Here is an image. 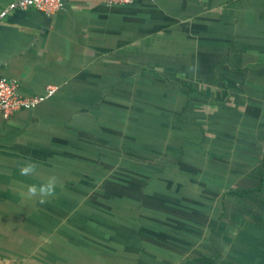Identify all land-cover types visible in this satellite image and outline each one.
Masks as SVG:
<instances>
[{"label":"crops","instance_id":"1","mask_svg":"<svg viewBox=\"0 0 264 264\" xmlns=\"http://www.w3.org/2000/svg\"><path fill=\"white\" fill-rule=\"evenodd\" d=\"M12 1L0 0V9ZM50 17L42 31L20 28L31 42L0 59V76L15 80L21 96L56 89L33 110L7 119L0 114V264H153L154 237L139 233L142 221L129 226L134 236L123 247L124 260L96 244L111 237L96 222L91 232L102 236L83 252L84 236L81 263L57 248L62 238L74 241L68 225L80 203L87 218L93 206L105 213L99 220L110 219L103 198L94 196L106 174L93 183L94 174L76 164L89 167L90 153L103 156V169L95 172L132 171V192L159 207L176 202L185 209L178 219L183 231L167 226L173 238L160 237L161 249L173 239L180 264H232L237 257L264 264V230L250 231L254 217L246 212L258 207L264 218V0H68ZM6 19L9 24L12 16ZM147 103L145 125L135 127L132 114ZM29 159L40 167L33 177L21 176ZM131 160L135 171L124 164ZM53 175L55 198L44 204L22 198L26 185ZM211 239L225 247L239 241L242 253L216 251ZM246 241L255 249L244 248Z\"/></svg>","mask_w":264,"mask_h":264},{"label":"rangeland","instance_id":"2","mask_svg":"<svg viewBox=\"0 0 264 264\" xmlns=\"http://www.w3.org/2000/svg\"><path fill=\"white\" fill-rule=\"evenodd\" d=\"M154 82L153 85L151 86V88H153L154 86ZM182 86V84H181ZM149 93V91H148ZM159 100H162V97L159 98ZM104 109V107H103ZM149 104L147 103L146 105H142L140 104V110L135 113L132 114V117H134L137 121H134L135 127L140 126V125H145L144 120L142 119L143 114L142 112L146 110L145 116L147 117V111H149ZM110 111H112L111 109H109ZM113 112V116L112 118L117 120V114L118 112V107H115V109L112 111ZM126 115H121L119 114L118 117H120L121 119H124ZM100 118V117H99ZM141 118V119H140ZM95 121V120H94ZM101 127V126H100ZM144 128V127H143ZM142 128V129H143ZM99 132L101 133H105L104 130L99 129ZM146 133V132H145ZM163 138L164 136H158L157 140L155 143L161 145L163 147ZM174 138V141H176L177 137H171ZM169 138V139H171ZM142 140V130H141V135L139 137L138 140V144L139 141ZM150 145V141L147 142H143L142 143V147H140L139 149H144L146 146ZM155 146V145H154ZM117 146H112L110 147V154H114L115 159L112 155L107 156V159H111L112 162L109 160L110 163V167H113V159L115 161L116 164H118L117 162H119V155L115 154L116 148ZM173 149H176V147L173 146ZM106 150V149H105ZM89 160H91V162L89 163V167H87V165H83L81 163H76L80 169L79 171H86L90 173V176L92 178L93 174H94V179H93V183L96 182V180L98 179L100 181V179H104V176L106 174L105 177V181L101 182L103 189L100 192H96L94 193V196L97 197L98 195H100V198H103V202H104V206L105 208H103L105 210V212H108L110 219H108V217L106 216L103 217V219H98V217L101 218V216H105L104 211L100 210L97 207H93L92 206V210L90 212V214L92 216H88V218H86L88 221H91V224L89 222V224H86V219H84V216L86 215L87 212H89V210L85 209V207L83 208V204L80 203V207L77 210V213L75 216H71L73 218V220L75 219V221H72L69 225H68V229L73 231V242H69L66 238H62L61 241L58 242V246L57 248L59 250H65L67 249L69 251V259L70 260H74L76 262L81 263V251L83 249V238L85 236V239H87L86 242V246H85V250L83 252L87 251V244H89V241L91 244L95 243V240L97 238H100L102 236V234H99L98 232H91V227H95V225L93 224V222H96L97 224H101V231L103 233V236L105 232H107L106 234L111 236V237H106V239L103 241V247L101 246V242L97 241L96 244H100V247L103 249V251L105 252V254L107 255V252L109 254H113L115 256V258L118 260H124V257L126 255H128V253H126L123 249L126 248L125 246L128 245V241L127 240L129 238V236H134V234H130L132 232V230L129 228V226L131 225H136L138 223H140L141 221V229L139 231V233L141 234H145V233H149V235H153L154 239H153V243H152V248L153 253L155 255H153L151 257L153 264H163L164 261H169L170 263L171 261H175V264H180V253L176 252L177 250H173L172 247L174 244L173 242V230L177 229L180 225V229L181 231V222L178 219H182L184 214V208H180L177 207L176 202H173V204L176 205H162V206H158L157 204H153L151 202H149L147 200V196H139L138 192H132V188L134 187V183H132V181H136V177L131 175L132 171L129 173H125L123 172L122 168L120 169V173L119 170H117L116 172L112 171L111 173H113L111 175L110 172H106V171H99V172H95L97 168L103 169V156L101 155V153H90V157ZM106 164V163H105ZM125 166H127L128 168L130 167L131 169H134V167L136 166L135 163L131 160V161H127L124 163ZM107 166V164H106ZM91 171V172H90ZM152 171V170H149ZM156 171V170H154ZM114 173H117L114 175ZM114 179H119V180H125L128 182V186L127 187H123L121 185H119V187L116 186V184H114L113 180ZM127 182H123V185H125V183ZM130 182V184H129ZM89 185V184H88ZM93 196V192H90L89 196L87 197H92ZM138 197H142L143 200L141 201V203H139V198ZM168 200H172L169 198H166ZM79 201V200H77ZM169 203V202H168ZM167 203V204H168ZM125 208H128L125 209ZM99 209V210H98ZM149 209V210H148ZM76 210V209H75ZM73 210V211H75ZM148 210V211H147ZM147 211V212H145ZM166 211H170L173 215L176 216H171V217H167L166 215ZM246 211V209L244 210ZM247 214H249L251 217H254L253 220H251L249 222L248 225H250V231H252L253 233L256 231H260V233L263 232L264 230V218H263V214H261V209L257 208H253L250 209L248 211H246ZM145 215V218L143 219ZM76 217V218H75ZM91 217V218H89ZM192 221H196L198 220V218H196L194 215L191 217ZM91 225V226H90ZM247 225V226H248ZM89 226V228H88ZM169 227L172 228L173 230L171 231H167L165 229V227ZM244 227L245 229L247 228ZM190 228H192L190 226ZM243 230V227L239 228V233H241V231ZM93 233V234H92ZM94 233H98V234H94ZM90 234H92V236H90ZM161 234L166 235V236H170L172 238H169L170 241V246H168L165 249H161V246L163 244V239H161ZM120 236V237H118ZM61 239V238H60ZM127 241V242H126ZM212 241V247L215 248L214 250L216 251H220V250H224L225 248L227 249V251H234L236 254H241L242 252H240V247H242V245L240 244L239 241L233 240L232 243L228 242L230 245H227V247H225V243H220L219 241H214L213 239H211ZM220 243V244H219ZM173 244V245H172ZM81 245V246H80ZM243 246H247L244 247L246 249H255V247L253 245H249L248 242H243ZM216 251H213L214 254L217 255ZM98 252L97 250H94L92 254ZM168 253H170V255H167ZM225 251L222 253V256L224 255ZM139 256L142 255V253L138 254ZM139 256L133 255L131 256L132 259H138ZM210 256V255H209ZM213 258V256H210ZM215 257V256H214ZM129 258V256L127 257V259ZM143 258V260H145V256L141 257ZM140 258V259H141ZM139 259V260H140ZM232 260V264H243L244 261H239V257L237 258H231ZM121 264H124L123 262ZM169 264V263H168ZM173 264V263H172Z\"/></svg>","mask_w":264,"mask_h":264},{"label":"built area","instance_id":"3","mask_svg":"<svg viewBox=\"0 0 264 264\" xmlns=\"http://www.w3.org/2000/svg\"><path fill=\"white\" fill-rule=\"evenodd\" d=\"M68 0H14L0 9V26L5 24L7 17L15 11L35 10L45 16H52L59 12ZM140 0H109V4L129 5ZM154 2L155 0H145ZM18 83L15 80L0 76V114L9 118L20 110H33L47 99L53 97L55 88L50 87L44 96L24 97L18 92Z\"/></svg>","mask_w":264,"mask_h":264},{"label":"water","instance_id":"4","mask_svg":"<svg viewBox=\"0 0 264 264\" xmlns=\"http://www.w3.org/2000/svg\"><path fill=\"white\" fill-rule=\"evenodd\" d=\"M12 19L0 26V59H9L13 53L29 45L32 35L24 30L42 31L49 27L51 17L35 10L15 11Z\"/></svg>","mask_w":264,"mask_h":264},{"label":"clouds","instance_id":"5","mask_svg":"<svg viewBox=\"0 0 264 264\" xmlns=\"http://www.w3.org/2000/svg\"><path fill=\"white\" fill-rule=\"evenodd\" d=\"M40 165L29 159L21 163L19 167V174L25 177H33ZM57 177L49 176L47 180L39 184L26 185V189L20 193L23 199H36L40 204L47 203L49 199L55 198L57 189Z\"/></svg>","mask_w":264,"mask_h":264},{"label":"flooded vegetation","instance_id":"6","mask_svg":"<svg viewBox=\"0 0 264 264\" xmlns=\"http://www.w3.org/2000/svg\"><path fill=\"white\" fill-rule=\"evenodd\" d=\"M87 215V214H86ZM85 215V217L87 218V216Z\"/></svg>","mask_w":264,"mask_h":264}]
</instances>
